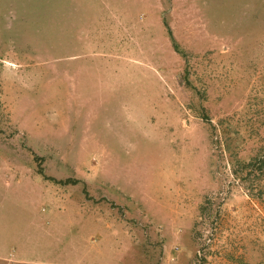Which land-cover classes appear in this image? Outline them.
I'll return each instance as SVG.
<instances>
[{
  "label": "rangeland",
  "instance_id": "1",
  "mask_svg": "<svg viewBox=\"0 0 264 264\" xmlns=\"http://www.w3.org/2000/svg\"><path fill=\"white\" fill-rule=\"evenodd\" d=\"M0 264H264V0H0Z\"/></svg>",
  "mask_w": 264,
  "mask_h": 264
}]
</instances>
